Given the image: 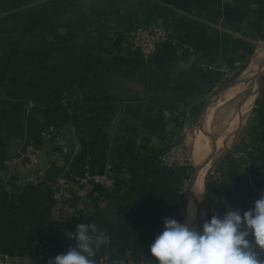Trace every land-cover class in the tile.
Segmentation results:
<instances>
[{
  "label": "crops",
  "instance_id": "crops-1",
  "mask_svg": "<svg viewBox=\"0 0 264 264\" xmlns=\"http://www.w3.org/2000/svg\"><path fill=\"white\" fill-rule=\"evenodd\" d=\"M158 22L183 44L149 59L125 48V32ZM245 106L247 131L213 163L221 176L209 177L216 188L208 193L211 159L238 137ZM173 121L200 130L184 208L186 169L163 168L153 153L136 158L144 141L162 143ZM107 166L112 189L67 181ZM34 174L42 178L28 183ZM59 182L84 204L64 225L54 219ZM262 191L264 0H0V253L46 264L74 246L78 224L95 223L106 232L96 261L149 264L163 218L185 222L191 201L199 226L201 206L206 221L226 206L250 209Z\"/></svg>",
  "mask_w": 264,
  "mask_h": 264
},
{
  "label": "clouds",
  "instance_id": "clouds-1",
  "mask_svg": "<svg viewBox=\"0 0 264 264\" xmlns=\"http://www.w3.org/2000/svg\"><path fill=\"white\" fill-rule=\"evenodd\" d=\"M204 192V191H203ZM196 193L197 198L203 194ZM189 202L185 222L163 218L162 229L148 247L151 264H264V191L245 211L226 206L199 226ZM74 246L46 264H97L94 257L106 240L95 223H80Z\"/></svg>",
  "mask_w": 264,
  "mask_h": 264
},
{
  "label": "built area",
  "instance_id": "built-area-1",
  "mask_svg": "<svg viewBox=\"0 0 264 264\" xmlns=\"http://www.w3.org/2000/svg\"><path fill=\"white\" fill-rule=\"evenodd\" d=\"M125 48L138 53L144 59H149L157 52L158 48L163 45L171 47H179L183 44L179 33H176L173 28L169 27L164 22H158L150 28H135L123 34ZM231 76V75H230ZM186 128L183 127V131ZM178 131H181L178 130ZM182 131V132H183ZM182 135L179 132L178 136L173 137L166 134L159 143L152 147L157 149V162L163 168L169 170L186 169L190 166V156ZM168 144L166 148H162V144ZM221 172L211 169L210 177L218 179ZM42 178V175H31L28 178V183L34 184ZM68 182L74 183L79 187L98 186L106 189L114 187V178L112 176L111 167L107 166L102 173H92L86 170L82 176L68 177ZM68 182H59L54 196V219L60 225L70 222L76 217L80 207L84 204L78 200L68 187ZM69 189V190H68ZM74 197L77 200H74ZM97 264H118L115 260L108 256H104L96 261ZM0 264H24V259L14 253H0Z\"/></svg>",
  "mask_w": 264,
  "mask_h": 264
},
{
  "label": "rangeland",
  "instance_id": "rangeland-1",
  "mask_svg": "<svg viewBox=\"0 0 264 264\" xmlns=\"http://www.w3.org/2000/svg\"><path fill=\"white\" fill-rule=\"evenodd\" d=\"M245 68H246V66H244V69ZM249 71H250V69L248 70V72ZM234 73H236V72H234ZM232 76H234V75H232ZM246 100L247 99L245 98V102H246ZM244 111H245V113L247 112V107L246 106L244 107ZM250 112H251V109H250V111H248L246 113V116H245L246 119H245V121L243 123V127L241 129V132L238 134V137H237V135L234 136V138L232 139V141L230 143L226 144L225 147H223L218 153H216L213 156V158L211 159V163H210V166L208 168V171L206 173L205 179L207 177H210L209 172L211 170V167H212L213 163L216 162L221 157V155L223 154V152H225L226 150H231L232 149V145H234V143L238 140V138H240L239 136L243 132L247 131V124H248V118L250 117ZM232 115H233V113L230 114L231 118H232ZM231 124H232V122L230 123V125ZM185 128L186 129L184 131H183V128H181V131H180V133L182 135V138L181 139H182V141L185 142L186 147H187V150H188V153L190 154V142H191L192 138H194L195 135H197L200 132V130H199V126H197L196 121L191 122V124L189 123ZM217 129H218L217 120H216V123L213 120V123H211L210 127L207 130L204 131V136H207L208 137V140L210 139V143H214L215 142L214 140H215V138L218 135V130ZM155 155H156V158H157V153H155ZM188 168H190L191 170L189 169V170L186 171L187 176H186V178L184 179V181L182 183L183 184V187H182V190H181V200L183 202L182 203V206L184 205V202L186 201L187 193H188V190H189V187H190V181H191L192 176H193V166H192L191 162H190V166ZM205 216H206L205 210L204 209L202 210V206H201V208H200L199 225L202 222H204Z\"/></svg>",
  "mask_w": 264,
  "mask_h": 264
},
{
  "label": "trees",
  "instance_id": "trees-1",
  "mask_svg": "<svg viewBox=\"0 0 264 264\" xmlns=\"http://www.w3.org/2000/svg\"><path fill=\"white\" fill-rule=\"evenodd\" d=\"M244 70V67H241L235 74L234 76H230L231 78H229L228 80H226V82H222L220 85L223 88L225 85L229 84L230 82H232L234 79H236L240 73ZM219 91V90H218ZM174 127V129H172V131L170 130L168 134H170L171 136L175 135V130H178L181 128V123H178L177 121H173L171 123ZM165 135L162 136V138ZM160 140V139H159ZM168 144L164 143L162 144V148H166ZM150 143H148L147 141H144L142 145L138 146V148L136 149V158L140 157V155L144 154L145 156L150 155V154H155L157 152V149H152L149 147ZM190 168H186V171L189 170ZM191 170V169H190ZM135 188L134 185L130 186L129 189L124 192L123 194H121L119 197L116 198V200H125L126 198L130 197L132 195L133 189ZM216 185H213L212 183H210L209 181V177L206 178L205 181V189L208 193H211L215 190ZM76 198L74 197V200ZM185 204V202H184ZM184 207V205H183ZM151 264V263H149Z\"/></svg>",
  "mask_w": 264,
  "mask_h": 264
},
{
  "label": "water",
  "instance_id": "water-1",
  "mask_svg": "<svg viewBox=\"0 0 264 264\" xmlns=\"http://www.w3.org/2000/svg\"><path fill=\"white\" fill-rule=\"evenodd\" d=\"M193 176H194V172H193ZM193 176H192V179H193ZM192 179H191V182H192ZM191 184V183H190ZM191 186V185H190ZM190 188V187H189ZM190 190V189H189ZM189 190H188V193H187V197H188V194H189Z\"/></svg>",
  "mask_w": 264,
  "mask_h": 264
}]
</instances>
